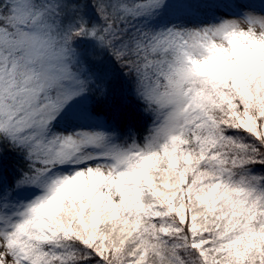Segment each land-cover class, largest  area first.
Returning a JSON list of instances; mask_svg holds the SVG:
<instances>
[{
	"label": "snow or ice",
	"instance_id": "1",
	"mask_svg": "<svg viewBox=\"0 0 264 264\" xmlns=\"http://www.w3.org/2000/svg\"><path fill=\"white\" fill-rule=\"evenodd\" d=\"M0 264H264V0H0Z\"/></svg>",
	"mask_w": 264,
	"mask_h": 264
}]
</instances>
